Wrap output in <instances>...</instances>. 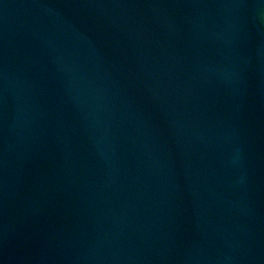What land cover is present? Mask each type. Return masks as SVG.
<instances>
[{
    "label": "water",
    "instance_id": "water-1",
    "mask_svg": "<svg viewBox=\"0 0 264 264\" xmlns=\"http://www.w3.org/2000/svg\"><path fill=\"white\" fill-rule=\"evenodd\" d=\"M0 264H264V0H0Z\"/></svg>",
    "mask_w": 264,
    "mask_h": 264
}]
</instances>
